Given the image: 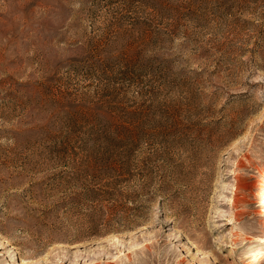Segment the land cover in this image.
Instances as JSON below:
<instances>
[{"label":"rangeland","instance_id":"374dc122","mask_svg":"<svg viewBox=\"0 0 264 264\" xmlns=\"http://www.w3.org/2000/svg\"><path fill=\"white\" fill-rule=\"evenodd\" d=\"M261 112L264 0H0V264H264Z\"/></svg>","mask_w":264,"mask_h":264},{"label":"bare ground","instance_id":"6f19581e","mask_svg":"<svg viewBox=\"0 0 264 264\" xmlns=\"http://www.w3.org/2000/svg\"><path fill=\"white\" fill-rule=\"evenodd\" d=\"M263 118H264V114L261 112V114H260V117L258 118L257 117V119H259V123H261L262 121H263ZM262 142H263V144H264V133H263V138H262ZM263 189H264V185H263ZM168 224H174L175 223V220H172L171 222H170V220L167 222ZM211 223V222H210ZM213 225L212 224H209V227L208 228H206V230L207 229H211V227H212ZM150 227H152V226H150ZM137 230H144L145 229V226H143V225H139V226H137V228H136ZM125 229H120L118 232H121V231H124ZM181 237V236H180ZM218 238H217V236L214 234V235H211V237L208 239V244H217L218 243V240H217ZM63 244H59L58 246H56L55 245V248H59V247H61ZM47 250V253H49V252H51V250H52V248H50V247H48V248H46ZM253 261V260H252ZM254 261H255V259H254ZM12 263L13 264H28V262L26 261V259H24V258H21L19 261H18V263L16 262V261H12ZM257 263L258 264H262L263 262H260L259 260L257 261Z\"/></svg>","mask_w":264,"mask_h":264}]
</instances>
